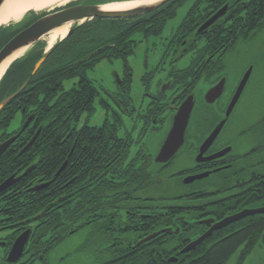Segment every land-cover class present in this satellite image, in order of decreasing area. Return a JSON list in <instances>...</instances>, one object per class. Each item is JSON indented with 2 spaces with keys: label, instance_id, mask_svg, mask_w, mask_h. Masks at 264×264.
Wrapping results in <instances>:
<instances>
[{
  "label": "trees",
  "instance_id": "trees-1",
  "mask_svg": "<svg viewBox=\"0 0 264 264\" xmlns=\"http://www.w3.org/2000/svg\"><path fill=\"white\" fill-rule=\"evenodd\" d=\"M106 1L110 0L99 2ZM185 1L167 0L155 10L134 18L97 17L75 24L73 32L54 45L34 75L35 64L46 55V43L41 41L14 61L0 81V102L27 82L0 112V140L19 132H8L18 112H22V125L33 116L26 130L0 157V185L14 173L19 176L34 165L28 175L0 194V217L5 218L0 220V227L27 221L26 227L14 231L13 239L22 231L32 229L24 264L41 254L46 262L50 252L71 234V230L77 232L90 225H94L96 233L106 236L108 243L109 258L100 264H226L236 253L239 254L238 264H242L254 251L264 248V215L217 230L186 253L180 249L202 233L200 223H192L186 235L164 231L135 246L154 230L170 226L175 215L181 212L173 207L171 218L161 212L157 221H149V225L136 229L129 225L131 218L126 215V210L131 209L135 201L154 200L162 206L169 201L187 200L173 184L176 175L169 171L173 161L156 163L153 154L142 148L130 157V139L118 135L122 120L117 109L113 112L114 120L107 118L101 126L85 125L79 130L74 127L85 111L92 113L99 94L96 82L88 77L87 71L104 60L123 59L125 76L120 77L118 88L121 96L126 97L133 78L127 59L137 45L133 36L136 33H142L145 38L160 35ZM204 1L213 3L211 14L227 3L236 11L208 28L207 50L220 45L231 47L240 40L252 38L264 28V0ZM195 2L176 34L188 29L189 36L201 38L196 32L197 27L192 28L195 25L192 17H202L204 12L200 13V5L203 0ZM209 8L205 7L204 11ZM36 15L30 12L19 23L1 27L0 50L33 23ZM73 77L79 78L77 87L64 91V82ZM7 80L11 82L4 88ZM102 103L107 111L111 109L107 101L102 100ZM40 127L33 145L18 155ZM66 161L64 170L48 187L39 191L27 190L26 186L31 183L52 180ZM175 226H179L178 222ZM243 245L245 249L240 250ZM7 255L8 249L0 264H12L7 261ZM172 256H178V262L171 261Z\"/></svg>",
  "mask_w": 264,
  "mask_h": 264
},
{
  "label": "flooded vegetation",
  "instance_id": "flooded-vegetation-1",
  "mask_svg": "<svg viewBox=\"0 0 264 264\" xmlns=\"http://www.w3.org/2000/svg\"><path fill=\"white\" fill-rule=\"evenodd\" d=\"M99 1L100 0H83L82 2H76L72 5L81 3H100ZM212 4L213 3L207 4L206 1L203 0V3L200 5V13L204 12L202 17H192L195 24L192 28L195 26L197 27L196 32L201 35V38L189 36V31L186 29L180 34H176V30V32L168 39L166 55L171 53V56L173 57L171 67H173V69L171 72L166 74L160 83H158L159 87L156 88L150 96H147L148 100L143 110L144 112L141 114L145 124L144 129L147 132L149 130H160L161 127L159 126H165L168 124L169 127L167 133H169L178 108L187 97L194 95L195 104L185 132L184 144L169 162L159 163L168 164L173 161L169 168V171L176 175L173 184L178 188L177 191L184 195L187 200L169 201L167 204L162 206L159 201L149 200L144 202L142 200H138L134 202L131 209L126 210L127 218H131L129 220V225L135 226L136 229H141L143 225H149V221H157L161 212L171 218L172 208L177 207L181 210V212L175 215L171 225L159 230H154L153 233L163 229H169L167 230L169 233H174L175 235H186L188 230L191 228L192 223H200L203 231L198 236L191 238V241L197 239L199 236L208 231L211 226L222 221L226 217L242 213L243 211L264 209V106L255 119H253V116L256 111H249L245 113L243 115L245 116V119L238 122V126L235 128L236 131L234 130L231 132L230 129L232 122H230V118L237 105L236 104L218 136L211 144L203 146V143L208 139L217 125L226 117L227 109L240 85L239 83L235 88L231 89L229 98L223 101L222 99L226 94L228 87L227 78L221 75L213 80V76H215L216 73L220 72L222 69L221 65H219L222 61V57L236 43L232 44L231 47L220 45L219 47L215 46L213 49L207 50L208 43L206 42V39L209 35L208 28L223 17H226L227 19L230 13L235 14L236 11L234 8H230L228 3L225 4L227 5L225 14L206 28L202 33H199L198 29L216 13L211 14L214 9ZM205 7L211 8H209L210 10L208 9V11H204ZM48 13L49 12H43L41 14H37L35 16V20ZM205 16L208 17L204 18ZM202 40H204L203 45L201 44ZM186 54L190 55L189 65L185 68H177L176 62ZM152 76L153 73L148 74L146 76L147 79L144 80L147 87L150 85L149 79ZM202 80H204V84H206L205 82H210L206 94L214 87H217L218 91L221 92L220 96L213 103L207 102L206 94L199 99V96L196 93L197 87ZM120 82L117 81L118 84H120ZM127 96H121V100L116 97L115 98L119 102L123 112L126 115L132 116L134 113L132 111L133 103L132 99L130 97L127 98ZM120 101L123 102V104H121ZM254 109L256 110V108ZM199 111H202L201 121L196 119V115ZM23 126L24 123L21 127H19L20 130H18V128L13 131L20 132ZM40 129L42 128L40 127ZM18 133L13 134L6 139L0 140V144L9 140ZM14 143H12L8 149H10ZM20 151L18 155H22L20 154ZM158 151L155 155H153L154 161ZM178 159L179 162H177ZM199 175H203L204 177L196 178L189 182L185 181L187 178L189 179ZM38 183L29 184L26 186L27 190L30 191L31 187ZM78 197V193H76V198L78 199ZM161 207L163 209H160ZM257 215H264V212L247 214L232 223L243 224L244 221H249V218L251 219V217ZM0 220H5V218L0 217ZM176 222H178L179 226H175ZM28 224L29 223H27V221H22L0 227V230L8 229L11 231L9 236L6 239H3V245L5 246L4 253L6 249H8L9 253L15 239L23 232L22 231L16 238L13 239L12 237L14 231L16 229L26 227ZM230 224L217 230H222ZM217 230H213L211 234ZM238 230L239 229L235 232ZM70 233L72 234L73 231L71 230ZM163 233H159L158 235ZM149 235L151 234L144 236L142 239ZM142 239L136 242V244ZM248 239H250V237ZM26 249L23 257L18 262L12 264H24V261H26V257H24ZM182 249H180V252H182ZM244 249L245 245L240 248V250ZM172 257L177 258V261H174V263L178 262V256ZM39 259L42 264H47L48 262V260L44 262V257L41 254L36 256L27 264H35Z\"/></svg>",
  "mask_w": 264,
  "mask_h": 264
},
{
  "label": "rangeland",
  "instance_id": "rangeland-1",
  "mask_svg": "<svg viewBox=\"0 0 264 264\" xmlns=\"http://www.w3.org/2000/svg\"><path fill=\"white\" fill-rule=\"evenodd\" d=\"M77 1L80 0H69L65 4L54 5L40 12L31 11V13L41 14L57 10L72 5ZM194 2L195 0H186L178 8L176 15L168 20L160 35H152L145 38L142 33H136L133 36V39L137 41V45L135 52L127 59V63L133 70L131 91L127 96V98L130 97L132 99L133 115H126L116 100V98L122 99L118 88L117 75L120 77L125 76L124 60H104L98 63L95 68L87 71L88 77L96 82L99 94L95 98L92 113L85 111L80 119L74 123L76 129L79 130L85 125L91 127L101 126L107 118L112 121L114 120V109H117L122 120L118 129V135L122 138L128 137L130 139L132 144L130 157H133L141 148L148 153L156 154L166 139L169 126L168 124L159 126L161 127L160 130H149L147 132L144 129L145 124L141 114L144 112L143 110L148 100L147 96H150L159 87L158 83L173 69L171 67L173 57L171 53L166 55L168 39L181 25ZM17 23L19 22L12 24ZM78 23L82 22L72 23L71 27H74ZM41 42L46 43L47 49V35L41 39ZM201 44H204V40H202ZM189 56V54H186L180 58L176 62L177 68L187 67L190 63ZM219 65H221L222 69L213 76V80L221 75L227 78L228 87L222 99L223 101L229 98L231 89L235 88L242 81L248 71H251L246 88L230 118V122H232L230 131L233 132L234 130L236 131L235 128L238 126V122L245 119V116H243L245 113L256 111L253 116V119H255L264 106V28L258 31L252 38L238 41L225 53ZM152 73L153 76L149 79L150 85L147 87L143 78ZM78 82V77L66 80L64 82V91L77 87ZM205 83L202 80L197 87L196 93L199 99L206 94L209 87L210 82ZM57 98L58 96L51 103L53 104ZM102 100L107 101L111 106L109 111H107ZM196 119L198 121L202 120V111L197 113ZM21 125L22 112L20 111L8 128V132L18 129ZM177 162H179V159ZM10 232L8 229L0 230V263L5 254L3 239H6ZM105 237L102 233L95 232L94 225L86 226L77 232H73L50 252L47 264H100L103 260L109 258L108 251L106 250L108 243L105 241ZM238 260L239 254L236 253L226 264H238ZM35 264H42V262L39 259ZM242 264H264V248L254 251Z\"/></svg>",
  "mask_w": 264,
  "mask_h": 264
},
{
  "label": "water",
  "instance_id": "water-1",
  "mask_svg": "<svg viewBox=\"0 0 264 264\" xmlns=\"http://www.w3.org/2000/svg\"><path fill=\"white\" fill-rule=\"evenodd\" d=\"M6 0H0V9L5 3ZM115 1L110 0L102 3H81L71 6H66L57 10L49 11L48 14L43 15L36 19L33 23H31L28 27L22 29L20 32H18L15 36H13L0 50V64L9 56H11L14 52L17 50H20L22 48L27 47V51L34 46L37 42L41 41V39L50 33L52 30L59 28L67 23H77V22H85L86 20H92L94 18H134L138 16L145 15L153 10H155L157 7H159L162 3H164L167 0H160L159 2H156L151 5L146 6H140L134 9L130 10H123V11H106L103 10L102 6L105 3ZM227 10V5L222 7L219 11H217L212 17H210L199 29L198 32L202 33L206 28H208L211 24H213L217 19H219L222 15L225 14ZM30 13V12H29ZM28 14V13H27ZM25 17V16H24ZM23 17V18H24ZM9 25L0 26L6 27ZM74 30V27H71L67 36L71 34ZM63 39H60L61 41ZM50 50L46 51V55L41 58L34 67V70L32 74L34 75L42 66L44 61L46 60L48 53ZM24 55V54H23ZM22 55V56H23ZM21 56V57H22ZM16 61V60H15ZM11 66V65H10ZM9 69V68H8ZM6 74V73H5ZM251 71H248L242 81L240 82V85L227 109L226 117L217 125V127L214 129V131L211 133V135L208 137V139L203 143V146L211 144L214 139L218 136L219 132L223 128L226 120L232 113L235 105L237 104L248 80L250 77ZM4 77V76H3ZM2 80V79H1ZM0 80V81H1ZM117 81L120 82V76L117 75ZM27 85V82L19 88L16 92L13 94L5 97L0 102V112L2 109L6 106V104L14 97H16ZM221 92L218 91L217 87H214L208 91L206 94L207 102L213 103L219 96ZM194 95H190L185 99V101L181 104V106L178 108V111L176 115L174 116L171 129L162 145L160 150L158 151L155 162L157 163H167L169 162L179 151L180 147L184 144L185 141V132L187 129V126L189 124L192 111L194 108ZM32 115L28 118V120L24 123V126L22 130L15 136L11 137L9 140L3 142L0 144V157L7 151V149L11 146L12 143L16 141V139L22 134V132L26 129V127L29 125V123L32 120ZM40 128L36 132V134L33 136V138L29 141V143L20 151V154H23L26 152L29 147L34 143V141L37 139ZM66 161L61 168L56 172L55 177L48 181V182H40L36 184L35 186L31 187L30 191H39L47 186H49L54 179L58 176L59 173H61L64 168L67 165ZM34 168V165L29 167L24 173L21 175H17L14 173L9 178H7L1 185H0V193L5 191L7 188H9L11 185L16 183L21 179V177L28 175V173ZM203 175H199L197 177L193 178H187L185 181L189 182L196 178H202ZM257 212H264V209H256V210H248L243 211L242 213L226 217L220 222L215 223L213 226L210 227L208 231H206L204 234L199 236L197 239L191 241L189 244H187L181 251L188 252L192 249H194L198 244H200L202 241H204L206 238H208L213 230L221 229L225 227L226 225L236 221L237 219L247 215V214H253ZM169 229H163L158 232H155L146 238L142 239L139 243L136 244V246H140L144 242L156 237L159 233L167 231ZM31 228L26 229L23 231L14 241L11 250L8 253L7 261L9 263H16L18 262L24 254V251L29 243L30 236H31ZM171 261H177L176 257H172L170 259Z\"/></svg>",
  "mask_w": 264,
  "mask_h": 264
},
{
  "label": "bare ground",
  "instance_id": "bare-ground-1",
  "mask_svg": "<svg viewBox=\"0 0 264 264\" xmlns=\"http://www.w3.org/2000/svg\"><path fill=\"white\" fill-rule=\"evenodd\" d=\"M69 0H6L0 9V26L10 25L20 22L23 17L31 12H40L54 5H62ZM160 0H115L105 3L102 8L106 11H123L130 10L140 6L151 5ZM72 23H67L59 28L52 30L47 34V50H51L60 40L67 37ZM27 47L14 52L0 64V80L7 72L10 65L20 58L26 51Z\"/></svg>",
  "mask_w": 264,
  "mask_h": 264
},
{
  "label": "crops",
  "instance_id": "crops-1",
  "mask_svg": "<svg viewBox=\"0 0 264 264\" xmlns=\"http://www.w3.org/2000/svg\"><path fill=\"white\" fill-rule=\"evenodd\" d=\"M45 52H46V51H45ZM10 82H11L10 80H7V81L4 83V86H3V87H4V88L8 87V85L10 84Z\"/></svg>",
  "mask_w": 264,
  "mask_h": 264
}]
</instances>
